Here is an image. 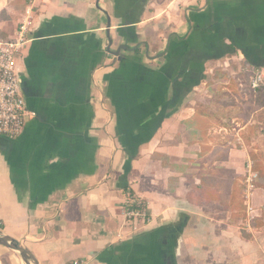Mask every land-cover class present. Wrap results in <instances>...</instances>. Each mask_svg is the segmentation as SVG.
Listing matches in <instances>:
<instances>
[{
	"label": "crops",
	"instance_id": "0c3cea01",
	"mask_svg": "<svg viewBox=\"0 0 264 264\" xmlns=\"http://www.w3.org/2000/svg\"><path fill=\"white\" fill-rule=\"evenodd\" d=\"M24 21L30 114L0 136L2 230L40 264H264L241 70L264 72V0H0L3 37ZM0 264L24 263L0 246Z\"/></svg>",
	"mask_w": 264,
	"mask_h": 264
},
{
	"label": "built area",
	"instance_id": "2783aa9c",
	"mask_svg": "<svg viewBox=\"0 0 264 264\" xmlns=\"http://www.w3.org/2000/svg\"><path fill=\"white\" fill-rule=\"evenodd\" d=\"M29 24V21L22 22L14 38H5L0 32V136L12 139L23 132L30 114L21 79L17 72V58L28 42ZM263 79L264 72H255L251 80L252 88L256 90ZM257 177L258 174L250 169L247 177L248 191L255 187ZM127 202V204H139L142 200L131 195ZM248 208L249 219L252 220L254 218L253 207L249 205ZM127 213L129 216L146 218L147 208L144 205L142 209L127 210ZM2 226L3 223L0 219V229ZM68 264H83V262L72 260Z\"/></svg>",
	"mask_w": 264,
	"mask_h": 264
},
{
	"label": "rangeland",
	"instance_id": "374dc122",
	"mask_svg": "<svg viewBox=\"0 0 264 264\" xmlns=\"http://www.w3.org/2000/svg\"><path fill=\"white\" fill-rule=\"evenodd\" d=\"M242 71L244 70H248L247 67H243L241 69ZM250 70V69H249ZM252 72V71H251ZM251 80H252V73L250 75V78L248 79L250 85H251ZM260 86L261 88L263 89L260 93V96H261V105H259V107H257V112H254L252 111H249L247 113L248 117L250 119H252L251 117L253 116L254 120H256V128H251V131H250V135H253L255 136V140H256V144H255V149H257L258 151V154H259V158H261V160L263 161L264 163V79H263V82L260 83ZM259 86V87H260ZM252 87V86H251ZM258 87V88H259ZM257 88V89H258ZM257 89L255 91H257ZM215 100H221L223 98V96H221L219 93L216 95V97H214ZM217 98V99H216ZM224 98L226 99V96H224ZM244 99L245 100H251L249 99L248 95H244ZM251 103H255V99L251 100ZM246 222L242 223V225L245 227L246 225ZM264 224V223H263ZM247 230H248V226L246 227ZM262 230L261 231H264V226H262L261 228Z\"/></svg>",
	"mask_w": 264,
	"mask_h": 264
},
{
	"label": "trees",
	"instance_id": "16d2710c",
	"mask_svg": "<svg viewBox=\"0 0 264 264\" xmlns=\"http://www.w3.org/2000/svg\"><path fill=\"white\" fill-rule=\"evenodd\" d=\"M251 73L252 72L249 69L246 71V74H245L246 77L244 79L243 86H244V88L246 90V93H247L249 99H251V100L255 99L256 106L259 107V105H261V96H260V93H261V91L263 89L260 86L257 89V91H255L251 87V85H250V83L248 81V79L250 78ZM251 100L250 101L248 100V101L251 102ZM251 160L253 162V164H252L253 170H255V171H257L259 173V176H260L261 179L263 178L262 181H263V185H264V163H263V161L261 160V158H259L258 154L255 153V152H252L251 153ZM233 198H234V195H233ZM243 202H244V199H241L236 204H234V206H232L233 209L240 210L239 216H242V217L245 216V213L242 211V209H244ZM143 206H144V202L142 201L139 204H136V203L128 204L127 205V208H128V210H131V209H142Z\"/></svg>",
	"mask_w": 264,
	"mask_h": 264
},
{
	"label": "water",
	"instance_id": "95a60500",
	"mask_svg": "<svg viewBox=\"0 0 264 264\" xmlns=\"http://www.w3.org/2000/svg\"><path fill=\"white\" fill-rule=\"evenodd\" d=\"M26 241V238H14L0 229V246L7 247L16 252L21 257L24 264H40L36 255L26 245Z\"/></svg>",
	"mask_w": 264,
	"mask_h": 264
}]
</instances>
